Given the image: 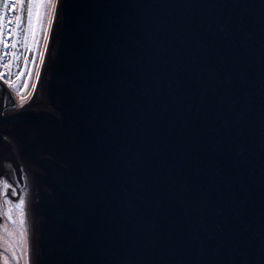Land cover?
Masks as SVG:
<instances>
[{
    "label": "water",
    "instance_id": "95a60500",
    "mask_svg": "<svg viewBox=\"0 0 264 264\" xmlns=\"http://www.w3.org/2000/svg\"><path fill=\"white\" fill-rule=\"evenodd\" d=\"M45 56L0 78L32 264H264V0H59Z\"/></svg>",
    "mask_w": 264,
    "mask_h": 264
},
{
    "label": "rangeland",
    "instance_id": "374dc122",
    "mask_svg": "<svg viewBox=\"0 0 264 264\" xmlns=\"http://www.w3.org/2000/svg\"><path fill=\"white\" fill-rule=\"evenodd\" d=\"M58 1L24 0L21 4L20 0H0V78L18 105L28 102L37 90ZM12 4H16L15 9ZM30 78L34 81L29 89ZM22 226L0 185V264H24V241L27 252L30 248Z\"/></svg>",
    "mask_w": 264,
    "mask_h": 264
},
{
    "label": "bare ground",
    "instance_id": "6f19581e",
    "mask_svg": "<svg viewBox=\"0 0 264 264\" xmlns=\"http://www.w3.org/2000/svg\"><path fill=\"white\" fill-rule=\"evenodd\" d=\"M33 81H34V78L33 79H31L30 78V81H29V89L31 88V85H32V83H33ZM37 93L38 92H36L35 94H34V96L28 101V102H31L32 101V99L33 98H35V96H37ZM28 102L26 103V104H24V106L26 107V105H28ZM23 105V104H22ZM23 228H21V231H22V234H23V237H24V239H25V233H24V231H26L27 230V228L25 227V226H22ZM27 232V231H26ZM29 242V241H28ZM23 255H24V264H27L26 263V259L28 258V264H32V262H31V255H30V249L28 250V252H27V250H26V244H25V241H24V249H23Z\"/></svg>",
    "mask_w": 264,
    "mask_h": 264
},
{
    "label": "snow or ice",
    "instance_id": "6c2138e0",
    "mask_svg": "<svg viewBox=\"0 0 264 264\" xmlns=\"http://www.w3.org/2000/svg\"><path fill=\"white\" fill-rule=\"evenodd\" d=\"M23 2H24V0H20V3H21V4H22ZM11 7H12L13 9H15L16 4H12ZM17 19H19V18H17ZM0 41H2V33H0ZM0 75H2V73H0ZM4 183H7V181H4ZM9 187H10V185H9ZM9 203H11V201H9ZM23 203H24V201H20V204H21V205H23Z\"/></svg>",
    "mask_w": 264,
    "mask_h": 264
}]
</instances>
